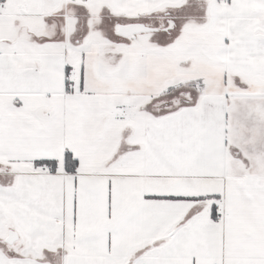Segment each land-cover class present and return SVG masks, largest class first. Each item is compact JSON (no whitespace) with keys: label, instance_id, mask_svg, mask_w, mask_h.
Returning <instances> with one entry per match:
<instances>
[{"label":"snow or ice","instance_id":"1","mask_svg":"<svg viewBox=\"0 0 264 264\" xmlns=\"http://www.w3.org/2000/svg\"><path fill=\"white\" fill-rule=\"evenodd\" d=\"M0 264H264V0H0Z\"/></svg>","mask_w":264,"mask_h":264}]
</instances>
